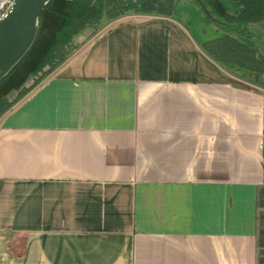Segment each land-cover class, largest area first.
I'll return each instance as SVG.
<instances>
[{"label": "crops", "instance_id": "1", "mask_svg": "<svg viewBox=\"0 0 264 264\" xmlns=\"http://www.w3.org/2000/svg\"><path fill=\"white\" fill-rule=\"evenodd\" d=\"M192 26L120 16L0 116V264H264V87Z\"/></svg>", "mask_w": 264, "mask_h": 264}, {"label": "trees", "instance_id": "2", "mask_svg": "<svg viewBox=\"0 0 264 264\" xmlns=\"http://www.w3.org/2000/svg\"><path fill=\"white\" fill-rule=\"evenodd\" d=\"M182 1L50 0L39 16L33 44L0 80V116L110 21L131 13L176 18ZM190 1L217 32L199 40L202 51L231 73L264 87V0H201L206 11ZM79 34L84 37L76 43Z\"/></svg>", "mask_w": 264, "mask_h": 264}, {"label": "water", "instance_id": "3", "mask_svg": "<svg viewBox=\"0 0 264 264\" xmlns=\"http://www.w3.org/2000/svg\"><path fill=\"white\" fill-rule=\"evenodd\" d=\"M49 1L14 0L6 15L0 18V80L19 62L33 44L39 28V16ZM196 1L206 11L202 1ZM200 29L202 33L209 31L204 26ZM75 39L82 40V34L76 36Z\"/></svg>", "mask_w": 264, "mask_h": 264}, {"label": "rangeland", "instance_id": "4", "mask_svg": "<svg viewBox=\"0 0 264 264\" xmlns=\"http://www.w3.org/2000/svg\"><path fill=\"white\" fill-rule=\"evenodd\" d=\"M197 11H198V8L194 3H192L190 0H183L180 3V7L178 8V13H177L176 19L180 20V22H182V23H184V22L185 23H191V22L197 23L198 29H200L201 26H204L206 29H209V31L203 32L204 35H206V34L210 35L211 34L210 36L208 35L207 38H210V37L214 36L215 34H217V32L215 31V29L212 26L208 25L204 20H202L199 17L200 15L198 14ZM191 26H192V24H191ZM203 33H201V34L203 35ZM83 37H84V35L82 34V38ZM74 41L76 43L79 42V40H77V39H75ZM230 68H232V67L230 66Z\"/></svg>", "mask_w": 264, "mask_h": 264}, {"label": "built area", "instance_id": "5", "mask_svg": "<svg viewBox=\"0 0 264 264\" xmlns=\"http://www.w3.org/2000/svg\"><path fill=\"white\" fill-rule=\"evenodd\" d=\"M14 0H0V18L4 17Z\"/></svg>", "mask_w": 264, "mask_h": 264}]
</instances>
